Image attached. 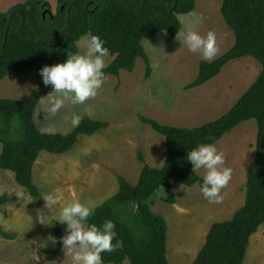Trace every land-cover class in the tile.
Returning a JSON list of instances; mask_svg holds the SVG:
<instances>
[{
  "label": "trees",
  "instance_id": "obj_1",
  "mask_svg": "<svg viewBox=\"0 0 264 264\" xmlns=\"http://www.w3.org/2000/svg\"><path fill=\"white\" fill-rule=\"evenodd\" d=\"M144 1L140 8L142 0H56V11L52 13L46 0H25L0 13V80L64 62L78 53L77 42L87 34L103 39L114 56L104 69L107 76H119L121 70L133 71L140 58L145 65V78H149L152 66L142 41H155L160 31L176 36L181 29L178 15L193 11L196 0H177L174 10L168 9V0ZM220 1L225 24L235 36L234 45L211 61H200L197 77L186 88L205 84L228 62L246 56L256 59L261 71L226 113L202 125L170 126L139 115L142 123L163 136L166 155L161 167L144 164L135 184L116 174L117 192L90 217V224L112 220L116 226L113 243L119 247L112 253H102L103 264H169L167 222L151 209L156 192L162 188L161 199L174 204L175 184L201 186L202 176L192 170L187 153L200 144H215L241 122L252 119L257 124V136L255 154L247 168L244 203L230 219L212 223L191 264H243L251 236L264 223V0ZM14 10L22 14L14 12L11 16ZM53 36L56 38L46 41ZM42 96L43 91L34 89L25 100L0 98V168L12 172L16 183L32 197L40 195L33 168L41 151L63 154L75 146L79 135H92L108 127L106 122L84 112L79 125L67 134L42 132L34 116ZM139 159L142 160L141 154ZM8 200L7 195L0 196V210ZM65 234V226L57 223L56 251L62 250L60 237ZM0 236L13 237L1 228Z\"/></svg>",
  "mask_w": 264,
  "mask_h": 264
},
{
  "label": "rangeland",
  "instance_id": "obj_2",
  "mask_svg": "<svg viewBox=\"0 0 264 264\" xmlns=\"http://www.w3.org/2000/svg\"><path fill=\"white\" fill-rule=\"evenodd\" d=\"M24 1L0 0V13ZM46 1L55 13L56 0ZM178 16L189 24L203 17L197 28L202 35L209 31L216 34L219 51L215 58L234 45L235 36L222 17L220 0H196L193 11ZM88 37L89 34L84 35L77 42L78 53L86 51L82 40ZM142 44L152 66L149 78H145V65L139 58L133 71L108 75L94 98L83 105L65 100L64 107L54 115L48 111L50 104L46 98L53 89L43 83L40 70L19 72L0 80V98L25 100L32 90L45 89L34 116L41 127L47 124L53 127L52 133L71 132L76 127L72 117L76 114L82 117L84 112L108 124L95 134L79 135L75 146L63 156L40 152L33 175L40 191L38 197H32L19 186L12 172L0 168V196L9 198L0 210V228L13 235L10 239L0 236V264H71L63 248L56 251L52 239L59 222L45 226L39 222V214L43 212L54 218L74 199L100 205L117 192L116 174L135 184L144 164L161 167L167 150L164 138L142 123L139 115L170 126L202 125L226 113L261 71L260 63L246 56L228 62L205 84L187 89L186 85L197 77L199 63L204 60L202 55L192 53L176 36L165 31H160L155 41L145 39ZM113 58L110 54L106 57L107 65ZM256 136L257 124L252 119L241 122L215 143L225 155L224 166L232 169V178L222 189V203L205 199L199 185L175 184L174 204L161 199L162 188L156 192L151 209L163 215L167 222L169 264H191L212 223L230 219L243 205L247 168L255 154ZM1 150L0 144V153ZM196 172L203 177V169ZM56 193H62L64 199L52 210L46 208L44 196ZM243 264H264V223L251 236Z\"/></svg>",
  "mask_w": 264,
  "mask_h": 264
},
{
  "label": "clouds",
  "instance_id": "obj_3",
  "mask_svg": "<svg viewBox=\"0 0 264 264\" xmlns=\"http://www.w3.org/2000/svg\"><path fill=\"white\" fill-rule=\"evenodd\" d=\"M182 25L176 39L182 46H187L192 53H200L202 59L211 61L219 51L216 34L209 31L202 35L197 28L203 17L193 23H185L182 17H177ZM84 53L68 56L64 62L45 65L40 69L43 83L52 86V92L46 97L49 100L48 111L56 114L64 107L65 100L73 105H83L94 98L107 80L104 69L108 66L106 57L109 48L98 35L89 34L82 40ZM82 117L76 114L72 117L73 126H78ZM187 160L192 164V170H204L201 193L211 203L220 204L223 201L222 189L227 187L232 178V169L225 167L226 158L215 144H200L187 153ZM45 207L53 209L63 200L62 193L44 196ZM96 203H85L74 199L60 209L59 215L50 218L41 212L39 222L49 226L58 221L65 226V235L60 237L65 255L71 258V264H103L102 253L116 251L119 244H114L116 236L115 223L105 220L102 224L89 223L90 217L96 214ZM55 242V238H52Z\"/></svg>",
  "mask_w": 264,
  "mask_h": 264
},
{
  "label": "water",
  "instance_id": "obj_4",
  "mask_svg": "<svg viewBox=\"0 0 264 264\" xmlns=\"http://www.w3.org/2000/svg\"><path fill=\"white\" fill-rule=\"evenodd\" d=\"M176 4H177V0H168V9H169V10H174ZM70 5H71V4H70ZM70 5H69L68 8H67V14H68V10H69V8H70ZM125 5H126L127 7H129V5H128L126 2H125ZM144 5H145V1L142 0V6H141L140 8H142ZM63 8H64V7H62V9H63ZM129 8H130V7H129ZM14 12H19L20 14H22L20 11H18V10H14V11L11 13V16H12V14H13ZM46 12H50V11H49V10H46ZM10 21H11V17L9 18L8 23H7V28H6V32H5V39H6V35H7V32H8V29H9ZM23 23H24V16L22 15V22H21V25H20V28H19V29H20V32H21V27H22ZM68 23H69V19H67V24H66V27H65V28H67ZM21 33H22V32H21ZM54 38H56V36L50 37V38H48L46 41H50V40H52V39H54ZM2 48H3V46L0 48V52H1Z\"/></svg>",
  "mask_w": 264,
  "mask_h": 264
},
{
  "label": "crops",
  "instance_id": "obj_5",
  "mask_svg": "<svg viewBox=\"0 0 264 264\" xmlns=\"http://www.w3.org/2000/svg\"><path fill=\"white\" fill-rule=\"evenodd\" d=\"M43 91H45V89L43 90ZM44 93V92H43ZM44 95V94H43ZM36 121V120H35ZM37 123V122H36ZM43 125V124H42ZM37 126H38V128L42 131V132H45V133H52V132H54V131H51L50 130V128H53V127H50L48 124L46 125V126H43V127H41V125L39 124V123H37ZM47 152V151H46ZM54 155H56V154H54ZM60 155H62L63 156V154H60ZM36 163V162H35ZM35 167V166H34ZM33 175H34V168H33Z\"/></svg>",
  "mask_w": 264,
  "mask_h": 264
}]
</instances>
